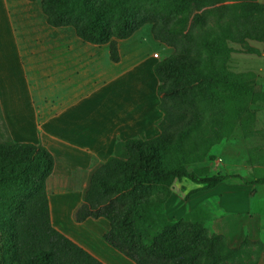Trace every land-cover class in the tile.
<instances>
[{"label": "trees", "instance_id": "obj_1", "mask_svg": "<svg viewBox=\"0 0 264 264\" xmlns=\"http://www.w3.org/2000/svg\"><path fill=\"white\" fill-rule=\"evenodd\" d=\"M51 27H70L82 41L108 44L120 60L118 40L150 24L153 39L176 52L158 60L159 133L118 140L112 154L89 173L75 222L105 218L102 239L134 264H258L262 243L244 239L230 247L203 222H170L163 198L187 178L209 190L229 175L188 169L228 137L249 103L264 100L250 73L227 62L237 44L258 53L264 40V2L258 0H41ZM176 40V42H175ZM1 112V106H0ZM1 115V113H0ZM54 156L31 142L0 141V258L3 264H105L51 222L47 180ZM247 185L264 183V176Z\"/></svg>", "mask_w": 264, "mask_h": 264}, {"label": "rangeland", "instance_id": "obj_2", "mask_svg": "<svg viewBox=\"0 0 264 264\" xmlns=\"http://www.w3.org/2000/svg\"><path fill=\"white\" fill-rule=\"evenodd\" d=\"M40 2L0 0V141L37 140L33 111L28 102V87L34 89L38 85L42 87L38 93L44 103L54 97H74L80 94L79 91L81 95L85 91L90 95L89 91H93L91 97L94 99L68 111L60 110L57 116L58 126L72 135L85 138L99 132L103 126L119 130L131 107L138 110L141 104L147 106L143 112L144 118L120 129L122 134L118 132L116 139H147L157 135V121L162 113L157 108L158 81L153 73V65L176 52L177 48L153 39L151 25L145 24L130 37L118 40L120 63H131V71L125 77L117 76L113 83L108 82V78L103 76L104 63L109 62L108 44L92 45L78 38L70 27L49 26ZM229 45L233 51L227 62L228 70L250 73L252 83L264 92V40L250 41L258 53H245L239 45ZM87 47L91 48L90 51L85 57L80 55L74 66V56H70ZM107 82L109 85H106ZM60 83L66 86L51 91L59 87L50 86ZM246 108L247 111L234 122L229 136L211 147L209 154L212 158L205 157L203 161L188 165L189 170L198 168L202 174L229 175V178L209 190L199 189L200 184L187 178L175 180L167 190H157L156 196L163 198L165 216L172 223L201 221L209 234L224 237L230 247H238L248 238L262 243L264 248V183L247 185L243 182V177L253 179L264 176V100L249 103ZM55 152L59 159L60 153ZM96 165L93 162L89 168H85V183L88 180L86 171ZM58 171L63 173L64 169L59 167ZM78 178L61 174L56 183L47 180L46 185L50 183L48 193L63 196L62 199L67 201L73 199L74 203L79 196L78 188H83L82 184L77 183ZM60 202L56 203L60 205ZM71 206L68 203V209ZM66 217L70 231L78 234L79 229L75 228L72 215ZM99 220L101 222L88 218L82 227L92 235L81 237L91 239V247L111 264H134L101 238L107 248L100 246L95 230L100 231L101 223L109 225V222L105 218ZM0 264H3L1 258ZM258 264H264V250Z\"/></svg>", "mask_w": 264, "mask_h": 264}, {"label": "crops", "instance_id": "obj_3", "mask_svg": "<svg viewBox=\"0 0 264 264\" xmlns=\"http://www.w3.org/2000/svg\"><path fill=\"white\" fill-rule=\"evenodd\" d=\"M259 2H264V0H258ZM93 45V44H92ZM91 46V45H90ZM91 49L90 47L83 48L79 53H73L70 57L74 58L73 64L74 66L78 62V57L82 55L85 57L87 55V52H89ZM89 50V51H88ZM109 55V52H108ZM131 63L122 65L120 63V60L118 62H113L109 58V62L104 63V78H108V82H115L117 76H123L125 77L126 74H128L131 71ZM129 70V71H128ZM107 76V77H106ZM105 79V80H106ZM107 82L106 85H109ZM111 84V83H110ZM143 85V84H142ZM39 86V85H38ZM34 87L29 88L28 87V94H29V105L31 110L33 111V125L35 127L36 133H37V140L31 143L35 144H41L48 148V150L52 153L54 156V168L49 176L48 180L52 183H56L59 181V177L61 174H65L68 176H78V184H82V189L80 190L78 188L79 196L76 200V202H72L73 199H70L72 201H67V199H62L63 196L59 195H50L48 193L50 189V183L47 186V194L49 199V209H50V217L52 225L58 229L60 232L68 236L70 239L81 245L83 248H85L88 252H90L92 255L97 257L99 260L104 262L105 264H111L109 260H107L101 253H99L97 250H94L91 245V239H83L81 235H92L89 230L82 227L85 226L87 220L84 222H76L73 223L75 225V228L79 229V233L75 234L70 231V225H68V219L66 216L72 215L75 209L81 204L82 202V195L84 188L87 187L88 183L84 182L83 174L85 173V168H89L93 162H96L97 165L104 162L113 152V147L116 141V136L118 135V132H120V129L123 127H126L127 125L130 127L132 123L136 120H140L144 118L143 112L147 110V106L140 105L139 109L136 110V108L131 107V110L128 111V114L125 116V121L121 126H119V130L113 128H106V126H103L99 132L90 134L88 136H85V138H81L78 135H72L68 130H66L63 127H59L57 124V116L59 115L60 110L61 111H68L78 104L86 103L87 101L94 99L91 96H93V91H89L90 95L84 94L81 95V91H79V95H76L74 97H70L69 95L60 98L55 99L51 98L50 101L47 103L43 102V98L41 97L40 92L42 87ZM66 86L65 84H57L52 87H59L56 90L51 91H58L61 89V87ZM46 87V88H50ZM85 90L84 88L82 89ZM96 91H99L98 88H96ZM40 97V98H38ZM157 117V115L155 116ZM139 123H136V125ZM117 130V131H116ZM125 132V130H124ZM123 132V133H124ZM119 134H122L121 132ZM127 139V138H125ZM124 140V139H123ZM60 153V158L58 159V155L56 152ZM84 161V162H82ZM86 162V164H85ZM59 167L64 169L63 173H59L58 169ZM91 170L93 168H90ZM89 169V170H90ZM86 171V174L89 175L90 171ZM75 173V174H74ZM59 174V175H58ZM76 178V177H75ZM74 200L75 195H73ZM56 198H59L55 201ZM57 201H61L60 205L55 204ZM68 203H71V207L68 209ZM66 210H68L66 212ZM66 212V214H65ZM101 219V218H99ZM99 219H95L96 222H99ZM101 222V221H100ZM102 227L101 230H95L96 237L99 239H102V235L109 229V225L106 223H101ZM72 226V225H71ZM87 230V232L85 230ZM80 234V235H79ZM100 239V246L104 248L106 247L105 243H103V239ZM104 244V245H103ZM107 248V247H106ZM109 248V247H108ZM126 264V262H124Z\"/></svg>", "mask_w": 264, "mask_h": 264}, {"label": "built area", "instance_id": "obj_4", "mask_svg": "<svg viewBox=\"0 0 264 264\" xmlns=\"http://www.w3.org/2000/svg\"><path fill=\"white\" fill-rule=\"evenodd\" d=\"M154 56L157 57V53H155Z\"/></svg>", "mask_w": 264, "mask_h": 264}, {"label": "bare ground", "instance_id": "obj_5", "mask_svg": "<svg viewBox=\"0 0 264 264\" xmlns=\"http://www.w3.org/2000/svg\"><path fill=\"white\" fill-rule=\"evenodd\" d=\"M55 204H57V203H55Z\"/></svg>", "mask_w": 264, "mask_h": 264}]
</instances>
